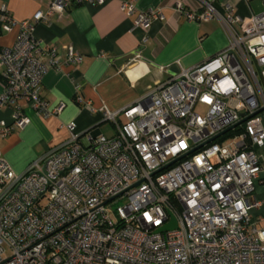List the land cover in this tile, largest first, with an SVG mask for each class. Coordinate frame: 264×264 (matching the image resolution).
I'll return each instance as SVG.
<instances>
[{
  "label": "built area",
  "instance_id": "2783aa9c",
  "mask_svg": "<svg viewBox=\"0 0 264 264\" xmlns=\"http://www.w3.org/2000/svg\"><path fill=\"white\" fill-rule=\"evenodd\" d=\"M103 1L48 0L22 21L0 5V36L18 28L14 43L0 46V107L14 109L12 123L0 120L1 137L28 122L22 103L44 117L61 112L63 103L42 97V77L82 59L71 45L63 55L43 45L35 25ZM198 2L199 10L174 0L173 10L218 19L226 46L119 110L89 106L111 122L112 136L76 133L70 121L68 137L21 173L0 150V264H264V229L251 224L264 205L255 194L264 184V13L243 18L230 4ZM121 8L130 15L134 0ZM161 19L149 9L134 25ZM75 99H83L77 91ZM171 215L176 228L157 231Z\"/></svg>",
  "mask_w": 264,
  "mask_h": 264
},
{
  "label": "crops",
  "instance_id": "0c3cea01",
  "mask_svg": "<svg viewBox=\"0 0 264 264\" xmlns=\"http://www.w3.org/2000/svg\"><path fill=\"white\" fill-rule=\"evenodd\" d=\"M187 8L198 9V0H183ZM220 7L230 4L243 18L254 15L252 0H209ZM129 15L121 0H104L101 4L84 2L54 16L49 23L37 24L33 35L43 45L64 54L71 45L82 59L76 66L49 69L41 80V95L49 106L64 104L55 116L44 117L26 103L21 107L28 117L23 128L6 137L0 136V150L12 169L23 172L48 148L68 137L66 124L75 123L79 134L101 131L102 114L92 112L105 107L119 110L140 98L157 82L195 66L222 50L227 36L218 19L190 21L173 10L174 0H134ZM17 21L30 19L48 0H0ZM159 8L163 19L152 20L147 27L135 26L139 14ZM16 26L0 36V46H11L17 38ZM140 57L133 60L134 56ZM0 66V90L2 88ZM78 86L76 90L75 86ZM76 91L82 100H76ZM264 124V114H261ZM14 119L11 106L0 107V120L10 124ZM105 135V134H103ZM264 157V146L257 150ZM255 194L264 202V184H257ZM251 224L264 229V205L252 210Z\"/></svg>",
  "mask_w": 264,
  "mask_h": 264
},
{
  "label": "rangeland",
  "instance_id": "374dc122",
  "mask_svg": "<svg viewBox=\"0 0 264 264\" xmlns=\"http://www.w3.org/2000/svg\"><path fill=\"white\" fill-rule=\"evenodd\" d=\"M252 9L255 14L264 13V1L262 0H252ZM196 109L200 115H204L206 113V106L198 104ZM101 131L105 136H112L115 132L114 126L109 121H104L102 124Z\"/></svg>",
  "mask_w": 264,
  "mask_h": 264
},
{
  "label": "water",
  "instance_id": "95a60500",
  "mask_svg": "<svg viewBox=\"0 0 264 264\" xmlns=\"http://www.w3.org/2000/svg\"><path fill=\"white\" fill-rule=\"evenodd\" d=\"M240 116H243V113L241 112L240 113ZM246 118H242L238 123H236L235 125L229 127L228 129L224 130L222 133L218 134L217 136L223 134V133H226L228 132L229 130H231L232 128L236 127L237 125L241 124L243 121H245ZM217 136L211 138L209 141H212L213 139H215ZM176 219L171 215V219H170V222L168 224H166L165 226L163 227H160L157 229V231H162V230H171V229H174L176 228Z\"/></svg>",
  "mask_w": 264,
  "mask_h": 264
},
{
  "label": "trees",
  "instance_id": "16d2710c",
  "mask_svg": "<svg viewBox=\"0 0 264 264\" xmlns=\"http://www.w3.org/2000/svg\"><path fill=\"white\" fill-rule=\"evenodd\" d=\"M241 130V126H238L237 128H235L233 131L229 132L228 134L225 135L226 136H230V135H233L237 132H239Z\"/></svg>",
  "mask_w": 264,
  "mask_h": 264
}]
</instances>
